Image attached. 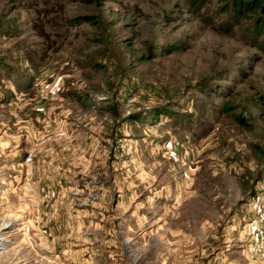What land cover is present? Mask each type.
I'll return each instance as SVG.
<instances>
[{
    "label": "rangeland",
    "instance_id": "rangeland-1",
    "mask_svg": "<svg viewBox=\"0 0 264 264\" xmlns=\"http://www.w3.org/2000/svg\"><path fill=\"white\" fill-rule=\"evenodd\" d=\"M233 1L0 0V264H264V0Z\"/></svg>",
    "mask_w": 264,
    "mask_h": 264
},
{
    "label": "trees",
    "instance_id": "trees-1",
    "mask_svg": "<svg viewBox=\"0 0 264 264\" xmlns=\"http://www.w3.org/2000/svg\"><path fill=\"white\" fill-rule=\"evenodd\" d=\"M245 0H240V1H236L234 0L233 1V4H232V8H234L235 11H237V8L238 7H242V8H249V4L248 3H244ZM258 2H260V0H258ZM228 6V5H227ZM255 7L259 6L258 4H254ZM264 7V6H263ZM225 9L228 10L227 7H225ZM255 29L257 30L258 32V35L259 36H263V33H264V27H262L259 23H257L255 25Z\"/></svg>",
    "mask_w": 264,
    "mask_h": 264
}]
</instances>
